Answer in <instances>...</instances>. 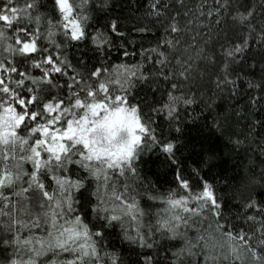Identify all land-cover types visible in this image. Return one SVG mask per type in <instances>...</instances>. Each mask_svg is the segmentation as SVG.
<instances>
[{
	"label": "snow or ice",
	"instance_id": "snow-or-ice-1",
	"mask_svg": "<svg viewBox=\"0 0 264 264\" xmlns=\"http://www.w3.org/2000/svg\"><path fill=\"white\" fill-rule=\"evenodd\" d=\"M0 264H264V0H0Z\"/></svg>",
	"mask_w": 264,
	"mask_h": 264
}]
</instances>
